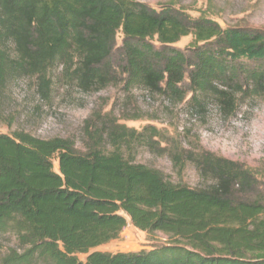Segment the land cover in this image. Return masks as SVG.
<instances>
[{
    "label": "trees",
    "instance_id": "obj_1",
    "mask_svg": "<svg viewBox=\"0 0 264 264\" xmlns=\"http://www.w3.org/2000/svg\"><path fill=\"white\" fill-rule=\"evenodd\" d=\"M189 36V48L174 47ZM57 65L85 93L123 85L127 94H191L229 118L238 96L264 97V30L224 29L132 0H0V89L12 78H37L49 101ZM88 136L83 152L68 138L0 135V235L17 242L1 264H264V190L253 170L210 152L173 153L178 168L192 162L214 182L192 189L126 156L137 145L168 151L156 131L110 120ZM129 223L163 233L168 244L96 251Z\"/></svg>",
    "mask_w": 264,
    "mask_h": 264
},
{
    "label": "rangeland",
    "instance_id": "obj_2",
    "mask_svg": "<svg viewBox=\"0 0 264 264\" xmlns=\"http://www.w3.org/2000/svg\"><path fill=\"white\" fill-rule=\"evenodd\" d=\"M160 11L166 6L192 18L207 17L224 29L245 28L264 30V0H132ZM122 32L117 35V48L123 45ZM193 42L183 38L174 47L186 50ZM118 66L120 57L114 58ZM52 96L45 101L38 93V80L18 77L8 80L0 89V135L25 133L40 139L68 138L80 151H86L88 134L99 131L108 121L141 133L148 128L160 135L157 139L163 152L137 145L126 156L139 164L157 169L168 180L192 189L210 188L213 180L203 176L196 165L186 162L183 169L173 162V153L185 157L189 153L210 152L218 157L240 163L255 172L264 190V97L238 96L237 112L232 117L223 115L213 100L200 104L153 95L142 87L125 93L123 85H111L100 91L82 92L64 78V68L57 65L51 72ZM188 83V81H187ZM186 88V87H185ZM202 97V96H201ZM58 172V161H54ZM163 233L142 232L132 223L119 239L96 249L106 253L151 251L168 244ZM17 242L11 233L0 235V264L2 257ZM85 255H79L82 262Z\"/></svg>",
    "mask_w": 264,
    "mask_h": 264
}]
</instances>
